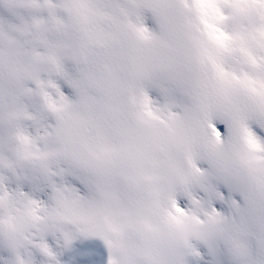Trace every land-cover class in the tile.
Here are the masks:
<instances>
[{"label":"bare ground","instance_id":"bare-ground-1","mask_svg":"<svg viewBox=\"0 0 264 264\" xmlns=\"http://www.w3.org/2000/svg\"><path fill=\"white\" fill-rule=\"evenodd\" d=\"M37 1L45 7L43 15L47 18H41L38 7L34 10V20H27L32 13L18 16L15 5H19L22 11L27 0H0V169L19 166L17 171L10 173L14 179L26 184L36 181L47 169L55 170L52 172L54 174L63 165L73 167L65 160L64 144L56 133L61 127L69 129L74 139L81 141L89 149L94 161L89 166V171L79 172L78 168L70 170L72 176L83 182L87 192L67 184L59 186L50 181L44 185L50 188V192L44 194L45 199L42 201L44 197L31 196L25 192L15 195L16 185L27 189L25 184H7L6 213L10 215V220L7 221L4 211L0 212V225L10 242L27 248L18 253L13 251L4 256L0 254V262L4 257L7 264H106L107 259H111L109 263L120 264V251L127 247L128 261L131 252L138 248L144 251V255H148L149 264H156L157 258L165 249L161 244L163 235L159 225L163 214L162 197L165 194L160 190L166 182L145 183L146 178L157 173L149 169L155 157L151 153L146 154L141 142L149 140L151 135L163 132L170 140L183 143L188 137L185 134L192 128L200 132L198 123L202 120L203 111L213 108L219 114L221 123L229 128L235 145L225 148L219 136L205 150L199 149L203 161L210 166L194 176L193 183L205 195L201 196L191 190L176 227L188 237L199 238L209 256L204 255L200 244L193 242L190 246L196 251L199 249L201 253H197V257L200 259L210 258L213 264H264V142L262 138L255 136L253 146L257 148L243 144L241 128L239 133L237 126V118L248 109L255 117L257 110L264 112V29H253L255 22H251L260 0H205L209 7L217 6L219 10V16L212 18L211 22L221 27L213 35L221 43L224 57H219L225 64L221 71V82L205 81L203 84L200 81V85L208 90L207 93H202L201 101L195 97L194 87L197 85L191 81L189 70L197 65L199 55L204 62L210 60V55L207 56L211 53L210 42L204 45L201 37L199 41H194L193 37L197 38V29L193 28L194 21L191 20L192 33L186 32L180 9L174 7L179 12L175 18L170 9H165L167 4L161 8L154 3L150 8L139 5L147 16L142 25L135 26L134 23L139 18L138 12L133 8L138 4L136 0H53L52 5L57 7L64 3L76 7L86 5L75 13L85 11L89 17L80 33L85 30L81 39L90 43L82 45L80 50L88 55L90 70L83 68L76 75L74 63L66 64L67 60L74 59L72 53L68 56L56 54L65 44H58L47 37L33 47L35 36L28 35V31H25L26 35L23 37L16 31L20 23L28 25L33 21L42 25L43 31H48L59 20L64 22V26L67 23L74 31L70 13L66 12L63 17L54 15V8L48 0ZM101 1L103 8L98 10ZM192 13L190 10L186 14L188 18H191ZM90 21L95 25L89 26ZM97 32L102 33L103 37L99 39ZM139 32L141 35H138ZM251 33H255V37L250 36ZM40 36L41 31L38 30L37 37ZM78 36L76 34V39L80 41ZM163 36L166 42L163 41ZM189 38L193 47L188 45ZM244 39L251 64L248 61L232 60L234 48ZM105 41L113 46L110 51H97L94 44L102 47ZM32 48H39L40 54L53 66V60L59 59L63 82L75 92L69 94L63 91L61 95L52 93V107L41 111L45 116L40 119V123L30 131L18 134L13 125L14 119L20 114L30 115L32 118L39 115L36 110L41 104L35 99V94L46 85L43 75L34 79L33 74L42 67L30 66L31 60L36 56L31 54ZM184 50H189L188 54H191L187 59ZM213 52L215 53L214 50ZM214 53L211 55L214 56ZM246 57L242 55L243 59ZM165 59L166 62L173 60L184 68L182 81L174 66L171 65L168 69L164 67L165 64L162 66ZM94 61L98 63L103 91L98 88L92 75H88L91 70H95ZM148 67L161 75L154 77L153 85L158 90L150 93L148 107L142 108L137 83L152 74L148 72ZM26 79L30 83L23 82ZM165 90L172 93L163 99L162 92ZM183 96L187 99L183 100ZM242 103L244 104L241 105ZM245 105L247 110H243ZM188 106L194 107L192 112L186 109ZM21 134L28 138L23 155H19L16 145L17 136ZM154 139L151 138L148 142L155 145L159 139ZM237 147L242 161L249 163L254 170L252 182L260 193L258 198L254 195L247 196L248 207H251L249 215L244 206L236 204L232 199L225 201V205H230V210L226 211L224 206L219 209L205 203H222L225 200L215 182L208 180L211 176L231 192H241L243 175L235 152ZM111 161L114 163L107 164ZM127 167L135 175L136 183L133 185L131 182L125 183ZM225 173H228L226 177ZM46 175L49 176V172ZM229 175L232 180L235 179L234 182L228 179ZM1 176L3 175L0 174ZM167 177L169 173L164 175V179ZM251 188L252 186H247V194ZM151 191L155 194H151ZM1 194L0 205L5 203ZM150 211H153L157 221H152ZM236 212L243 216L238 228L239 235L233 231L237 228V221L232 216ZM100 216L105 218L107 230L97 253L86 257L88 243L85 230ZM168 219L167 222H170ZM8 222L10 227H7ZM146 222L148 229L145 227ZM61 223L66 225L61 226ZM257 233L256 240H253L251 235ZM41 235H51V240L45 242L37 239ZM221 243L223 247L219 246ZM0 244L7 245L2 241ZM255 244L257 248L253 246ZM181 247L180 252L189 249ZM30 251L38 256H30Z\"/></svg>","mask_w":264,"mask_h":264},{"label":"rangeland","instance_id":"rangeland-1","mask_svg":"<svg viewBox=\"0 0 264 264\" xmlns=\"http://www.w3.org/2000/svg\"><path fill=\"white\" fill-rule=\"evenodd\" d=\"M61 1H63V0H58L57 2H61ZM102 1L97 7L98 10L103 8L102 7L103 6ZM117 1L120 2V0H117ZM136 1H138V4H136V7L134 6L133 8H134V10L136 12H138L139 14H141L143 16L146 15V12L143 11L142 10L143 7L139 6V5H143L146 8H150L152 3H154V4H156L157 6H159L161 8V7H163L164 5L167 4L166 6H164L165 9L166 10L170 9L171 12H172V15L175 18L178 17L179 12L176 11L174 9V7H176V9H180L181 10V13H180L181 15L180 16L184 19V21H183L184 30L186 32L189 31V33H192V24H191L192 21L191 20H193L194 21L193 28L196 27V29H197V38L195 36V37H193V39H194V41H195V39L199 41V38H200V34H199V30L200 29L199 28L201 27V22H200V20L198 18V12L196 11V9L193 6V0H136ZM47 2L50 3L51 5L54 3L53 0H48ZM24 4L27 5V6H29V5L30 6L31 5L34 6L33 11H32V8H31L30 13H32V14H31L30 17H28L27 20H30V19L34 20L35 19L36 15L34 13V10H35L36 7L39 8L38 12H40V14H42L41 18L42 19L43 18H47V17H45L43 15V13L45 12V7L42 6V4L39 3L37 0H27V2H24ZM173 5H175V6H173ZM52 7L54 8V12H55L54 15H59V16L63 17V16L66 15V12L70 13V16H71L70 22H71L72 27H74L73 28L74 29L73 32H72L71 28H69L67 23H66V26H64L63 25L64 22H62L60 20L57 21L54 25H52L51 28L48 31H43V26L39 25V24H36L35 21H33V23L28 24V25H25L23 22L20 23L19 27L16 29V31L19 33L20 36L23 35V37H25V35H26L25 31H28V33H27L28 35L32 34L33 36H35V40L33 42L34 44L32 43L33 47H35L34 46L35 43L40 44L41 40L43 38H47V37L49 39H51L52 41L58 43V44H62L63 43L65 45H63L64 47L56 52L57 56H60L62 54L65 55V56H68L69 53L71 52L72 53V57L74 59L80 61L81 60V56L83 55L82 51L80 50L82 45H84L85 43H87V45H88L90 43L86 39L85 40L81 39V34H83V32L85 33V30H83L82 33H80L81 29H83L82 25L85 22H87V20L89 19L88 15H87V12L82 11V13H81L80 11H78V13H75V11L79 10L81 7L83 8V6L76 7V6H73V5H69L67 3H64L60 7H57L55 5H52ZM14 8H15V10L19 11V5H15ZM192 8H193V10H192ZM109 9H111V7H109ZM138 9H140V10L138 11ZM190 10L193 11V13L191 14V18H188V15H186V14ZM95 12H96V10H94V13ZM0 14H2V13H0ZM7 19H8V21H12L10 18H7ZM19 21H21V18H20ZM251 22H250V24H251ZM233 23H234V21H233ZM89 24H90L89 26H94L95 25L94 22H91V21L89 22ZM134 25L137 26L139 24L136 21L134 23ZM197 26H198V28H197ZM38 30L41 31V36L40 37H37ZM129 33H130V31H129ZM76 34H77V36L79 35L78 37H79L80 41H78L76 39ZM97 35H98L99 39L103 37L102 33L97 32ZM163 41L166 42L165 36H163ZM188 45L192 46L190 38L188 39ZM213 45L215 46V44H213ZM94 46H95V49L97 51H102L101 49L110 51V48L113 47L112 45L109 46L108 42H106V41L104 42V46H102V47L96 46L95 44H94ZM210 47H213V46L210 45ZM30 50H31V54L32 55H36V56H34L35 57L34 60L33 59L31 60V65L30 66L39 65V67H42V69H37L36 73L33 74V76L35 77L34 79H38L39 77H41L42 73H44L47 70L49 72L53 71V69H54L53 67L54 66L51 65L49 60H47L42 54H40L39 48H32ZM188 51L189 50H187V51L184 50V52H185L184 55L186 56L185 59H187V57H189V55L191 56V54H188ZM214 51H215V53L211 52V53H209L207 55V56H209L212 53L215 54L214 56H211V57L209 56L210 60L206 61V62L203 61V59H202V57L200 55L197 56L199 58V60H197L198 61L197 65H199V66H197V65L196 66H192L191 69L189 70L190 71L189 73L192 76L191 77V81L193 82V84L197 85V86H195V85H191V86L192 87L195 86L194 87V89H195L194 94H195V97H198V101H201L202 93H207L208 92L206 87H203V86L200 85V81H203V84H205V81L211 82V83H212V81L213 82L216 81V83H218L220 81V79L222 78V75H219L218 77L213 76V73L215 72V70H214V67L213 68L211 67V64L216 62V60H217V58L219 56L224 57V54H222V51L218 50L217 48ZM240 53H242V52H240V50H238V47H235L234 50H233V54H232V60H239L240 59V55H239ZM37 54H39V55H37ZM164 54H166V53H164ZM74 59L73 60L72 59L67 60L66 64L70 65V64H72V62H76V60L74 61ZM56 60H59V59L55 58V60H54L55 63H56ZM166 60L167 59H165L163 61L162 66L165 64L164 67H166L167 69L171 65L174 66L175 69L177 70L176 74L178 75V77L182 81L184 79V72H185L184 68L180 64L175 63L173 60H170L168 62H166ZM219 60L221 62H223V60L220 57H219ZM192 61H194V58L192 59ZM186 64L189 65L188 63H186ZM25 68H28V67H25ZM76 68L78 70V67H76ZM94 68H95V70L92 68L93 70H91V73L88 74V75L89 76L92 75V77L95 79V81L98 84L97 85L98 88L101 91H103L104 88L102 87V84H101V79H100L99 73H98L99 67H98V63L96 61H94ZM147 69H148V72H152V74H155V76H160L161 75L160 72L155 71L154 69H151V67H148ZM77 74L78 73H76V75ZM104 74H106V73H104ZM200 78H202V79L199 81ZM25 82L30 83V80L29 81H25ZM41 91L40 92L38 91L35 94V99L37 100L38 103H40L39 95H40ZM87 92H90V91H87ZM213 92H215V90H213ZM186 99L187 98L185 96H183V100H186ZM250 100H252V98ZM243 104L244 103H242L241 105H243ZM252 104L254 105V103H252ZM247 108L248 107L245 105L243 110L244 109L247 110ZM186 109H189V111L192 112L194 107L193 106H188ZM217 109H218V107H217ZM212 112H213V108H210L209 110L206 109V110L203 111L202 120H200L199 123H198L200 132L199 131L196 132L195 129L192 128V130L190 132H193V133H190V132L186 133L185 135L188 136V137L183 143H181L179 141L172 140V139L170 140V138L168 136H166L163 132H158L157 135H151L150 139L151 138L159 139V141H157L155 143V145H153V147L148 142L150 139L147 140L146 142H141L142 143V148L146 152V154L151 153L155 158H157V160H159L158 169L156 171L157 174L154 175V179H151V181H153L154 184H156V182L162 181V180L166 182L165 185L162 186V188L160 190V192L161 191L165 192L164 196L162 197L163 198V202H164L162 210L165 211L163 217H165L166 211L169 210V192H170L171 188L172 187L173 188H178L177 180H178L179 174L182 173L184 175H187V170L189 169L188 165L186 164V157H185V151L186 150H185V148H188V149H191V150H196V151H197V149L205 150L206 146L210 143V140L216 138V137L212 136L211 132L206 127L205 113L208 114V113H212ZM215 115L218 116L219 114L216 113ZM244 115L246 117L252 118L255 121L254 123H256L255 125H257V126L259 125V122L262 121L261 122L262 123L261 126L264 129V112L263 111L257 110V116L255 117V116H253V114H250V110L248 109L247 112H244ZM235 117H237L236 114H235ZM257 117L260 118L261 121ZM238 118H237V126H238V131L240 133L241 118L240 119H238ZM220 123H221V121H220ZM187 131H188V129H187ZM155 139H154V141H155ZM179 143H181V144H179ZM234 143H235V140L233 138L231 139V136H230L229 139L226 142H223V146L225 148L226 147H230L231 145H235ZM16 145H17V143H16ZM238 149L239 148L237 147L235 149V152L237 153L239 162L241 163L240 167H241V171H242V175H243V177H242V179H243L242 181L243 182L240 183L241 186H242L240 193L243 194V197L253 196L254 195L255 197L258 198L259 195H260L259 189L257 187H254L255 184L252 182L254 170L252 169V167H251V165L249 163H247L246 161H244V162H246V163H244L242 161L241 156L238 154ZM177 154L179 155V157H178ZM66 161L70 162L73 167L68 168L66 166L64 167V165H63V166H61L59 168V169H63L61 171H64V169H65V171L66 170L70 171L71 169H75L76 170V168H78L80 170L79 172H84L85 170L89 171L88 167H83V166L77 165V164L73 163L72 161H70L68 159H66ZM201 161H202V159L200 160V162ZM202 162H201L202 166L205 165L207 167V165L204 162L203 163ZM110 163H114V162L111 161V162H109L107 164H110ZM212 166H213V162H212ZM15 169H13V170H15ZM126 169L127 170H126V173H125V180H126L125 183L131 182L132 185L135 184L136 183L135 175L131 172L132 171L131 169H128V167ZM258 169H259V166H258ZM48 170L54 171L52 169H47V171ZM61 171H59V172H61ZM73 172H76V171H73ZM171 172H172V175H170ZM168 173H169V177L164 179V175L165 174L168 175ZM228 173H225V177L228 175ZM230 175L232 176V179H233L232 172L230 173ZM230 175L228 176V179L231 180L232 182H234L235 179L232 180L230 178ZM200 180L202 181V179H200ZM208 180H210L212 183L214 181L216 188L220 189L221 193L223 194V191L221 190V189H223L225 187L223 185V183H221V182L219 183L218 181H216L214 176L209 177ZM14 182H15V184H25L24 181L21 182V180H18V179H14ZM28 185H33V182H31L30 184L28 183ZM247 186H252V188L250 190V193H248V194H247V190H246ZM20 188L21 187H17V185H16L14 190L17 191ZM45 190L46 189H41L37 193L38 194L39 193H43V192H45ZM194 190L196 192L202 194V195L204 194V193L200 192L199 189L196 188V187L194 188ZM33 193H35V190H33ZM150 193L151 194H155L154 191H151ZM239 194L238 193H235V194L232 193L230 196L228 194H226L225 196L223 195V196L225 197V201H229L230 199H232L236 204L242 205L238 201V195ZM44 198L42 199V201H44ZM225 201H223V202L225 203ZM247 201H248V198L245 199V204H244L242 199H241V202L243 203L244 208H246V210L248 211L246 213L249 215L251 207H248ZM205 203L207 205H210V203H208V202H205ZM6 209H7V207L3 208L4 216L6 215ZM229 209H230V205H229ZM182 210L183 209H181V211ZM181 211L179 212L180 214H182ZM232 216L237 221V228H235V230H233V231L235 233H237V235H239L238 228H239L241 219H243V217L239 213H235ZM239 217H240V219H239ZM248 217H250V216H248ZM179 218H180L179 214L178 213H174L173 215H171L170 222H167L165 220H161L160 225L157 224V225L160 226V229H161V232H162V235H163L162 239H161V244L164 245L165 249L161 252L159 257L157 258L156 264H179L177 261L180 258V256L184 253V252H180L179 250H180V248H182L181 246H183L185 238L186 239L188 238V235H186L184 232H182V230L180 228L176 227V224H177V221H179ZM0 228H1V225H0ZM156 231H157V229H156ZM183 236H185V238ZM257 236H258V233L255 234V235H251V238H253V240H256ZM37 239H39V238H37ZM5 241H7V243H8V239L5 240ZM263 244H264V242H263ZM219 246L223 247L222 243ZM253 246L257 248L256 244L253 245ZM0 248H2V247L0 246ZM6 250H9V249L4 247L3 249L0 250V254L3 256ZM262 250L263 249H259V251H262ZM30 253H31L30 256L33 255V252L30 251ZM96 253H97L96 251L93 252V253H89V249H88V245H87L86 250H85V256L86 257H91V256L95 255ZM120 255H121V256H119L120 257V261H119L120 264H138V263L134 262V260H132L133 257H136V259L140 260L141 261L140 264H149L148 255H144V251L140 250L138 248H136L133 252H131V254L129 256L130 257L129 261H128L129 253H128L127 247H123V249L120 251ZM2 258H3L2 259L3 261H1L0 264H7L6 260L4 259V257H2ZM9 262L11 263V260H9Z\"/></svg>","mask_w":264,"mask_h":264},{"label":"water","instance_id":"water-1","mask_svg":"<svg viewBox=\"0 0 264 264\" xmlns=\"http://www.w3.org/2000/svg\"><path fill=\"white\" fill-rule=\"evenodd\" d=\"M63 141L67 147V153L77 163L88 165L92 162V156L83 148V145L72 139L69 133L65 134L63 131L60 133ZM106 230L105 219L101 217L96 226L90 227L87 231L88 240L91 245V249L94 250L98 247L100 240Z\"/></svg>","mask_w":264,"mask_h":264}]
</instances>
